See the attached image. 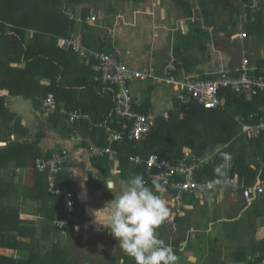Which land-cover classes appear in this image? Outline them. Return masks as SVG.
I'll list each match as a JSON object with an SVG mask.
<instances>
[{"label": "trees", "instance_id": "16d2710c", "mask_svg": "<svg viewBox=\"0 0 264 264\" xmlns=\"http://www.w3.org/2000/svg\"><path fill=\"white\" fill-rule=\"evenodd\" d=\"M128 1L145 0H0V143H6L0 146V248L13 250L17 256L0 253V264H77L69 257L70 243L60 239L62 229L54 223L58 218V209L65 207L67 197L51 194L48 173L35 167L37 159L51 157L61 150L43 154L38 141L27 143L15 138V133H23L26 128L20 117L10 111L8 97L22 96L31 99L36 106H42L47 95L52 94L58 106L89 114L95 126L81 121L70 124L67 129L81 128L95 145L101 148L110 146L116 153L119 175L127 180L132 174H140L152 189L156 185L147 180L145 167L135 166L130 162V156L139 154L147 157L156 153L160 158L176 161L182 157L185 148L197 155L213 153L221 148L210 164L197 171V180L203 176L223 180L224 175L216 169L225 154H229L234 172L244 178L246 184H252L257 175L264 181V133L250 139L240 134L241 123L253 124L264 117L262 93L246 99L243 95L227 91L224 106L214 109H205L192 99L186 97L184 100L176 96L167 117L156 113L154 126L145 139L136 141L129 137L131 123L120 120L114 113L117 87L95 81L91 66L85 64L73 49L64 47L63 43L71 34L80 32L87 48L115 55L110 41L91 35L95 28L87 24L86 18L98 10L118 13L122 2ZM180 1L186 15L195 14V21L202 14L206 27L216 24L218 16H224L227 21L221 26L225 29L237 24L239 16L245 12L247 17H254V22L248 25V32H260L256 25H260L258 23L264 16V2L252 11L248 6L251 0H197L199 9L193 12L189 0ZM76 7L82 8L79 21L68 14ZM78 22L82 24V32L76 31ZM205 35L208 36L207 31ZM70 69L82 77L76 85L67 80ZM45 78L50 79L49 85L41 84ZM145 81L147 96L140 102L133 98L132 102V109L144 114L151 112V93L155 85H159ZM78 87L85 88L84 98L76 99L77 104L73 105L75 98L71 101L64 96L77 93ZM49 117L54 123L63 121L65 127L69 123L66 115L56 113ZM112 132L122 133L121 139L109 141L107 138ZM11 163H14L13 167ZM30 164L36 177L31 186L16 180L17 170ZM253 165L255 169L251 167ZM59 173L55 177L57 187ZM21 198L40 202L41 225L21 217ZM13 201L18 202L14 204ZM76 211L74 200L71 212H67L68 226L74 222L70 216ZM50 233H53V239H49ZM256 249L264 251V239ZM127 258L128 264H135L132 258ZM247 264L253 263L249 261Z\"/></svg>", "mask_w": 264, "mask_h": 264}, {"label": "crops", "instance_id": "0c3cea01", "mask_svg": "<svg viewBox=\"0 0 264 264\" xmlns=\"http://www.w3.org/2000/svg\"><path fill=\"white\" fill-rule=\"evenodd\" d=\"M189 1L193 12L199 9L197 0ZM260 2L264 0H251L248 6L253 11ZM68 14L79 21L82 8L76 7ZM90 15L101 16L96 23L87 22L95 28L91 35L110 41L115 55L133 69L151 68L161 76L201 77L222 69L234 70L243 58L257 66L264 63V16L258 23L260 25H256L260 32L249 33L248 25L254 22V17H247L245 12L239 16L237 24L225 29L221 26L227 21L224 16H218L216 24L206 27L204 16L200 14L195 21V14L186 15L180 0L178 3L176 0L122 2L118 13L98 10ZM81 26L78 22L76 31L82 32ZM242 33H247L246 37L238 36ZM70 70L67 80L76 85L82 77L74 69ZM50 82L48 78L41 80L43 85ZM146 88L145 80L134 79L131 82L133 98L137 102L147 96ZM166 88L175 93L169 87L155 85L151 93V111L164 113L173 107L176 95L167 93ZM76 90L77 93L64 96L71 101L75 98L73 105L77 104L76 99L84 98L85 88ZM7 104L26 128L23 133H15V138L27 143L38 141L43 154L63 149L68 151L69 157L57 176V184L61 189L72 192L77 207L75 214L70 216L74 222L60 236L70 243L72 259L77 264H128V255L120 248L117 239L95 223L93 215L94 210L101 209L118 195L127 181L118 173L116 153L96 154L101 147L90 141L87 132L81 128L69 131L70 124L65 127L60 120L54 123L42 106H36L31 99L8 97ZM75 134L85 135L86 140H73ZM5 145L0 143V146ZM17 171L16 180L29 186L33 184L36 177L32 164ZM259 180L262 179L257 175L254 182ZM108 184L112 185L111 191L106 187ZM152 190L164 198L169 208L170 215L157 229V235L172 247L177 257L175 264H247L264 239V193L252 205L245 206L239 190L221 184L183 196L181 211L176 212L172 194L162 193L157 188ZM20 202L21 217L41 225L40 202L30 198H21ZM67 212L66 207L58 209L56 220L68 219ZM49 237L53 239V233ZM84 244L88 247L86 250L91 249L86 263L74 253L78 246ZM77 250L83 252L82 248Z\"/></svg>", "mask_w": 264, "mask_h": 264}, {"label": "built area", "instance_id": "2783aa9c", "mask_svg": "<svg viewBox=\"0 0 264 264\" xmlns=\"http://www.w3.org/2000/svg\"><path fill=\"white\" fill-rule=\"evenodd\" d=\"M101 16L90 15L86 18L88 23H96ZM246 37L245 33L239 34ZM64 47L71 48L79 54L84 63L90 65L95 72L94 80L103 85L117 87L114 93V113L122 121L131 123L129 137L140 141L145 139L154 126L156 113H137L132 109L133 94L131 82L134 79L148 80L171 88L181 99H192L205 109L223 107L225 104L226 92L243 95L246 99H251L258 93L264 94V65L259 67L252 64L249 59L243 58L240 65L234 70L222 69L208 73L210 77L202 78L199 76L177 77L175 75H158L151 68L133 69L124 64L117 55L108 54L91 50L84 46L82 34H71L64 39ZM42 110L47 115L59 113L68 117L69 124L86 121L90 126H95L89 114L80 111H68L57 105L52 94H48L43 100ZM167 117V112L163 113ZM120 122V121H119ZM97 125V124H96ZM264 133V117L258 122L249 124L241 123V131L245 138L250 139ZM122 137V133L112 132L108 136L109 141H117ZM75 141H85L83 134L72 136ZM218 148L213 153L197 155L190 149L185 148L180 159L173 161L160 158L156 153H151L147 157L139 154L130 156L129 160L135 166H144L146 169L147 180L156 185L162 193H170L177 206L176 212L182 208V200L185 195L197 194L203 190L212 189L218 185L225 184L234 190H239L245 206L252 203L264 193V182L259 180L252 184H246L244 178L234 172V163L229 154L218 164V168L224 175V179L219 177L207 178L203 176L201 180L196 179V173L205 165L210 164L216 157ZM113 152L110 146L97 150L96 154ZM69 157L68 151L63 149L51 157L39 158L35 162V167L41 172L48 173V190L53 195L67 197L65 207L71 212L74 206L72 192L63 190L56 185L55 177L64 168L65 162ZM66 233L68 226L67 220H56L55 222ZM253 264H264V251H255L250 256Z\"/></svg>", "mask_w": 264, "mask_h": 264}, {"label": "clouds", "instance_id": "9594fccd", "mask_svg": "<svg viewBox=\"0 0 264 264\" xmlns=\"http://www.w3.org/2000/svg\"><path fill=\"white\" fill-rule=\"evenodd\" d=\"M216 171L223 175L220 168ZM106 187L111 191V184ZM93 215L94 222L117 239L135 264H175L172 247L157 235V229L170 215L169 208L142 175H130L120 193L94 210Z\"/></svg>", "mask_w": 264, "mask_h": 264}, {"label": "rangeland", "instance_id": "374dc122", "mask_svg": "<svg viewBox=\"0 0 264 264\" xmlns=\"http://www.w3.org/2000/svg\"><path fill=\"white\" fill-rule=\"evenodd\" d=\"M166 89H168V88H166ZM166 92L168 93V92H170V93H173V92H171V90H166ZM173 94H175L176 96L178 95L177 93H173ZM245 217V216H244ZM242 222V221H241ZM246 222V221H245ZM66 240V239H65ZM85 242H87V241H85ZM72 248V247H71ZM79 248H82L83 250V252L81 253V252H79L77 249H79ZM86 248H88L87 247V245L86 244H84V245H81V246H78L77 247V249H75L74 250V253H75V256H79L78 258H80V259H83V261L85 262V259H86V256L89 254L88 252L89 251H91V249H88V250H86ZM6 254V255H9V256H16L15 255V253H13V250H9V249H7V250H1L0 249V253H2V254H4V253ZM14 254V255H13ZM68 254H69V257H71L72 258V256H71V254H73V252L71 251V249L69 248L68 249ZM16 258H17V256H16ZM86 263V262H85Z\"/></svg>", "mask_w": 264, "mask_h": 264}]
</instances>
